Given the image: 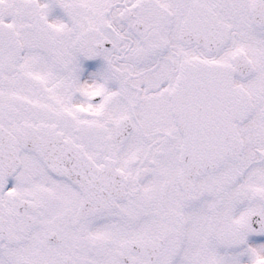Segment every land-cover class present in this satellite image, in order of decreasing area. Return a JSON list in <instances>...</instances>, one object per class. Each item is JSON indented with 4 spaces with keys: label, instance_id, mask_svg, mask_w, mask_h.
I'll use <instances>...</instances> for the list:
<instances>
[{
    "label": "snow or ice",
    "instance_id": "obj_1",
    "mask_svg": "<svg viewBox=\"0 0 264 264\" xmlns=\"http://www.w3.org/2000/svg\"><path fill=\"white\" fill-rule=\"evenodd\" d=\"M0 264H264V0H0Z\"/></svg>",
    "mask_w": 264,
    "mask_h": 264
}]
</instances>
